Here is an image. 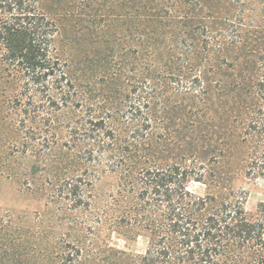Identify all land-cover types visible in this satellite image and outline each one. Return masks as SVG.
I'll use <instances>...</instances> for the list:
<instances>
[{"label":"trees","instance_id":"1","mask_svg":"<svg viewBox=\"0 0 264 264\" xmlns=\"http://www.w3.org/2000/svg\"><path fill=\"white\" fill-rule=\"evenodd\" d=\"M144 1L120 4L142 24L169 11L164 0ZM72 14L58 0H0V127L13 128L7 147L31 160L24 183L46 194L65 230L43 245L44 231L0 215V264H264V202L248 211L247 191L234 185L264 175V44L236 47L230 103H210L214 89L200 71L191 74L180 92L213 109L206 121L202 108L189 109L186 135L169 124L181 106L164 83L181 76V57L151 45L134 50L129 65L101 51L108 92L99 93L85 80L91 61L77 58L55 18ZM81 229L97 238L141 235L146 247L133 254L89 244Z\"/></svg>","mask_w":264,"mask_h":264},{"label":"rangeland","instance_id":"2","mask_svg":"<svg viewBox=\"0 0 264 264\" xmlns=\"http://www.w3.org/2000/svg\"><path fill=\"white\" fill-rule=\"evenodd\" d=\"M81 1L58 0L65 9L75 8V14H72V17L60 15L55 18L62 33L68 38V43L75 50L77 58L81 61H91L88 65L93 71L92 76L88 73L86 78H89H84L89 80L91 89L104 94L108 92V88L100 83L98 76L97 56L101 51L104 56H108L106 60L111 63L114 62L111 55H115L120 57L123 63L131 65L134 50L143 47L148 49L151 45L162 47L167 56L181 57V60L174 64L176 73L181 76L167 79L164 83L169 87L171 103L181 106V111L176 112L174 109L176 116L181 119H175L173 116L169 124L179 128L182 125L187 131L186 135L189 134V127L184 124L186 119L183 115L189 109H195L197 106L202 108V121H206V110L213 109L210 105L213 99L230 103L236 76L232 64L236 47L247 48L264 44V4L259 0H164L162 6L165 5L169 9L168 13L148 24L139 23L140 16L133 8H122L121 0H92L89 7L84 9V13L79 14ZM145 1L147 6L157 4L155 0ZM132 5L134 3L131 1L129 7ZM206 37H209L207 43ZM137 60L146 61L140 58ZM199 71L214 89L211 96H206L210 101L208 106H205L208 101L200 103L180 92L189 84L187 80L191 79V74H199ZM5 88L7 84L0 72V93ZM122 88H128L126 80ZM2 99L0 96V103ZM196 126L193 128L196 129ZM11 130L13 134V128L0 127V215H11L14 222L28 230L44 231L46 237L43 245L47 241L54 244L65 231L64 227L59 223L55 208L47 204L46 194L28 188L24 183L22 173L31 166V160L11 154L6 141ZM10 138L11 136L8 139ZM107 183L108 180L104 179L103 185ZM234 185L247 191L245 207L248 211H255L258 203L264 202V175L255 180H237ZM194 189L202 192L205 188L196 184ZM79 233V239L86 243L108 245L133 254L143 253L146 247V238L141 235L128 238L116 232H106L108 236L97 238L82 229Z\"/></svg>","mask_w":264,"mask_h":264}]
</instances>
